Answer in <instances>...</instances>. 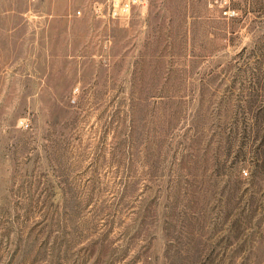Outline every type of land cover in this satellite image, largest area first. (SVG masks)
Returning <instances> with one entry per match:
<instances>
[{
	"label": "rangeland",
	"instance_id": "obj_1",
	"mask_svg": "<svg viewBox=\"0 0 264 264\" xmlns=\"http://www.w3.org/2000/svg\"><path fill=\"white\" fill-rule=\"evenodd\" d=\"M93 2L0 0V264H264V0Z\"/></svg>",
	"mask_w": 264,
	"mask_h": 264
},
{
	"label": "built area",
	"instance_id": "obj_2",
	"mask_svg": "<svg viewBox=\"0 0 264 264\" xmlns=\"http://www.w3.org/2000/svg\"><path fill=\"white\" fill-rule=\"evenodd\" d=\"M148 0H94L92 11L94 15L102 19H116L129 15L134 8L145 5ZM234 0H209V5L219 8L223 16L230 18L237 14L236 8L233 6ZM78 10V14H81ZM245 174L248 171H244Z\"/></svg>",
	"mask_w": 264,
	"mask_h": 264
}]
</instances>
